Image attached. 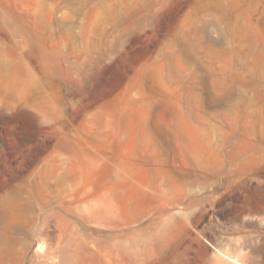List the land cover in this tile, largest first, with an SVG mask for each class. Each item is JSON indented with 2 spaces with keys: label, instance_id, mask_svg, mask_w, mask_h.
I'll list each match as a JSON object with an SVG mask.
<instances>
[{
  "label": "rangeland",
  "instance_id": "rangeland-1",
  "mask_svg": "<svg viewBox=\"0 0 264 264\" xmlns=\"http://www.w3.org/2000/svg\"><path fill=\"white\" fill-rule=\"evenodd\" d=\"M24 199L0 264L264 263V0H0V213Z\"/></svg>",
  "mask_w": 264,
  "mask_h": 264
},
{
  "label": "bare ground",
  "instance_id": "bare-ground-1",
  "mask_svg": "<svg viewBox=\"0 0 264 264\" xmlns=\"http://www.w3.org/2000/svg\"><path fill=\"white\" fill-rule=\"evenodd\" d=\"M30 200L24 199L19 204H17L15 207H7V211H4L3 213H0V237L2 234H9L13 231L20 229L23 225V222L26 221L24 215L27 213V206L30 204ZM3 210V209H2ZM25 210V211H24ZM248 215L254 214L255 211L253 209L248 210L246 212ZM242 213L239 215L241 216ZM26 216V215H25ZM29 220V224H31L33 221V218L27 219ZM22 223V224H21ZM197 243L200 245L201 249L204 251V253H209L208 247L203 243L201 239L197 240ZM43 243H40V249L43 247ZM2 250V248H0ZM220 254L226 255L227 259L234 262L235 264H264L263 262L254 261L251 258H249L248 254L243 253L242 251H230V250H223L222 248H218ZM219 254V255H220ZM228 261L230 264H234Z\"/></svg>",
  "mask_w": 264,
  "mask_h": 264
}]
</instances>
